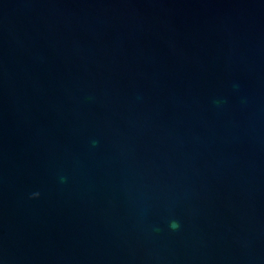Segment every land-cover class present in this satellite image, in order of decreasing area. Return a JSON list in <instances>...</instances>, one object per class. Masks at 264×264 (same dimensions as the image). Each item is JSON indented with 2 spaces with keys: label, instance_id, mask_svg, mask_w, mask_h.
Segmentation results:
<instances>
[{
  "label": "water",
  "instance_id": "water-1",
  "mask_svg": "<svg viewBox=\"0 0 264 264\" xmlns=\"http://www.w3.org/2000/svg\"><path fill=\"white\" fill-rule=\"evenodd\" d=\"M0 264H264V0H0Z\"/></svg>",
  "mask_w": 264,
  "mask_h": 264
},
{
  "label": "clouds",
  "instance_id": "clouds-1",
  "mask_svg": "<svg viewBox=\"0 0 264 264\" xmlns=\"http://www.w3.org/2000/svg\"><path fill=\"white\" fill-rule=\"evenodd\" d=\"M174 227H178V224L177 223H174V225H173Z\"/></svg>",
  "mask_w": 264,
  "mask_h": 264
}]
</instances>
